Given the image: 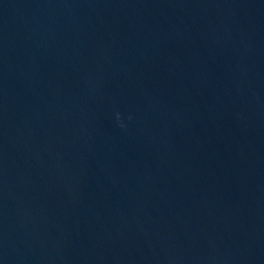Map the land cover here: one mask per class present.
<instances>
[{"label":"water","instance_id":"obj_1","mask_svg":"<svg viewBox=\"0 0 264 264\" xmlns=\"http://www.w3.org/2000/svg\"><path fill=\"white\" fill-rule=\"evenodd\" d=\"M0 264H264V0H0Z\"/></svg>","mask_w":264,"mask_h":264}]
</instances>
